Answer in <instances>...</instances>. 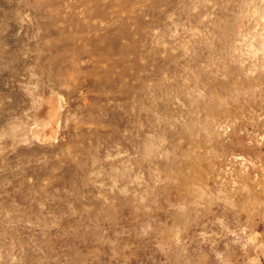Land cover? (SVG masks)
I'll return each mask as SVG.
<instances>
[{
	"label": "rangeland",
	"instance_id": "1",
	"mask_svg": "<svg viewBox=\"0 0 264 264\" xmlns=\"http://www.w3.org/2000/svg\"><path fill=\"white\" fill-rule=\"evenodd\" d=\"M0 264H264V0H0Z\"/></svg>",
	"mask_w": 264,
	"mask_h": 264
},
{
	"label": "bare ground",
	"instance_id": "2",
	"mask_svg": "<svg viewBox=\"0 0 264 264\" xmlns=\"http://www.w3.org/2000/svg\"><path fill=\"white\" fill-rule=\"evenodd\" d=\"M53 109V108H52ZM44 113H46V112H44ZM54 114V113H53ZM51 115V114H50ZM40 116H43V113H40ZM47 126H49V125H47Z\"/></svg>",
	"mask_w": 264,
	"mask_h": 264
}]
</instances>
